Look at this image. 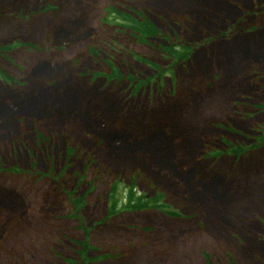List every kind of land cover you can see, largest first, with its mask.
Segmentation results:
<instances>
[{"label": "rangeland", "instance_id": "1", "mask_svg": "<svg viewBox=\"0 0 264 264\" xmlns=\"http://www.w3.org/2000/svg\"><path fill=\"white\" fill-rule=\"evenodd\" d=\"M0 264H264V0H0Z\"/></svg>", "mask_w": 264, "mask_h": 264}, {"label": "trees", "instance_id": "2", "mask_svg": "<svg viewBox=\"0 0 264 264\" xmlns=\"http://www.w3.org/2000/svg\"><path fill=\"white\" fill-rule=\"evenodd\" d=\"M108 17L113 19L115 24L120 28L121 31H126L134 38H137L142 43L155 44L161 35L159 32H155L149 28L147 22L143 19V14L136 9H127L125 7L121 8H109ZM151 30V33H149ZM117 190V189H116ZM113 191L112 196H110L109 201L114 209L119 205V201L116 198V192Z\"/></svg>", "mask_w": 264, "mask_h": 264}]
</instances>
